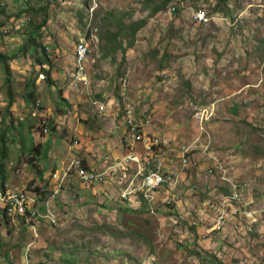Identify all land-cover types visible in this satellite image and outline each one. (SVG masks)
Here are the masks:
<instances>
[{"label": "rangeland", "instance_id": "obj_1", "mask_svg": "<svg viewBox=\"0 0 264 264\" xmlns=\"http://www.w3.org/2000/svg\"><path fill=\"white\" fill-rule=\"evenodd\" d=\"M199 8L208 25L192 21ZM141 20L133 38L128 26ZM83 37L91 45L89 83L76 87L74 51ZM0 54L9 68L0 63V127L12 128L0 186L38 197L40 212L14 217L0 206V264H264V213L256 226L246 214L231 218L219 231L229 227L224 240L208 231L228 190L210 176L214 158L244 181L251 208H263L264 0H0ZM45 56L50 65L38 62ZM129 106L138 124L150 121L146 134L173 138L168 165L179 161V144L200 139L178 189L133 209L120 202L111 176L86 188L67 169L72 181L62 187L61 150L78 139L70 124L100 147L105 134L126 145L121 116ZM216 109L226 115L214 116ZM102 154L114 166L117 159ZM207 199L211 222L199 213Z\"/></svg>", "mask_w": 264, "mask_h": 264}, {"label": "built area", "instance_id": "obj_2", "mask_svg": "<svg viewBox=\"0 0 264 264\" xmlns=\"http://www.w3.org/2000/svg\"><path fill=\"white\" fill-rule=\"evenodd\" d=\"M176 6L177 4L174 3L170 7V11L176 12ZM191 17L196 25H208L210 22V18L203 8L195 10ZM90 54L89 39L84 37L79 39L74 51L75 69L71 74V82L76 87L85 86L89 83L88 64ZM99 109L100 111H106L107 106L102 104ZM199 114L200 112L195 115L198 119H200ZM116 116L120 117L118 112ZM121 118L123 119L122 124L126 127V149L128 153L121 159L114 161V166H107L108 168L106 167L105 170L89 169L81 159H74L68 171L75 170L76 176L85 186L108 183V177L111 176L109 179L115 178L117 186L121 188L120 196L123 199L135 197L152 206L160 195L166 197L172 190L177 188L180 176L190 161L188 156L192 151L199 148L197 143L200 139L197 138L191 144H179L177 146L179 161L178 166L174 167L168 165L164 158L166 151L174 147V140L164 136L146 134L145 128L150 124V121L146 120L138 124L134 109L131 106L126 108ZM205 119L208 118L201 117L200 120L203 122ZM42 124H46V121L44 120ZM136 145H141L143 149L137 151ZM208 148L209 145L204 146V151L206 152ZM213 160L214 164L209 169L210 176L219 175L221 183L226 185L228 190L223 197V201H221V206L215 212L214 223L210 226L209 233L222 231L231 218L237 219L244 214L249 216L248 222L253 226L258 222L256 215L264 213V201L260 212L253 210L251 205L254 200L245 198L244 181L239 179L238 176L232 175L225 163L217 158ZM38 199V197L34 198L25 192H13L0 186V206L9 216H37L40 214ZM48 211L52 212L50 209ZM51 216L54 217L52 214ZM47 217H50V215ZM193 225L197 226L196 223H193Z\"/></svg>", "mask_w": 264, "mask_h": 264}, {"label": "crops", "instance_id": "obj_3", "mask_svg": "<svg viewBox=\"0 0 264 264\" xmlns=\"http://www.w3.org/2000/svg\"><path fill=\"white\" fill-rule=\"evenodd\" d=\"M221 108H223V107H221ZM213 115L221 118L223 115H226V114H225V112L220 113V111L216 109V111L213 112ZM213 115H212V117H213ZM70 127H71V134L74 131V137H77L78 139H77V142L75 144H73V145L72 144H67L65 142L66 147L65 148L63 147V149L61 150V152H62L60 154L61 155V161H60V164H59L60 169L58 171L56 170L57 171L56 176L58 177V176L61 175V178H63V180H62L63 181L62 187L65 186V183L67 181H72V175L65 176L64 173L67 171V169L69 170L68 167L70 166V164L73 161V159H74L75 156L76 157L82 156V158L84 159L83 160L84 163L85 164L87 163L86 165H88L90 167V169L105 170L106 167H107V165H108V161H104V158H105L104 156L105 155L103 156V154H102L103 152H106L107 151V153H109V155H110V157L112 159L122 158L123 156H125L128 153V151L126 149V145H122V143L119 144V142H114L113 139H110V137L107 134H105V136H98L99 137V143H102V144H100L101 145V147H100L98 145V142H96V140L92 141V136H83L84 131H82V129H79L80 125L78 126V125H76L74 123H71L70 124ZM11 130H12V128L10 126L9 127V130H8V137H10V134L11 133H9V131H11ZM125 133H126V128H125ZM29 136H30V142L31 143H34V144L39 139L38 136H37V134H35V133L29 134ZM164 137L171 138V136H169V137L168 136H164ZM171 139H173V138H171ZM7 142H8V144L10 143L9 140H8V138H7ZM135 147H136V150L137 151H140V150L143 149V147L141 145H136ZM37 149L38 148H34V150H37ZM103 149L105 151H103ZM71 156H72V158H71ZM68 161H70V163H67ZM169 162H170L169 164L171 166L177 167L176 164L178 165V161L177 160L171 159V161H169ZM257 171L259 173H262V171H264V166H259L257 168ZM62 175H64V176H62ZM212 178H214V177H212ZM95 186L96 187H101V185H97V184ZM95 186H92V187H95ZM87 187L89 188L91 186H86V188ZM115 188H116V191L120 195L121 188H119V186H115ZM177 189H178V186H177L176 190ZM65 191H67V190L61 189V191H60L61 194L63 193V195L60 196V197H62L63 201L67 197V195L65 194L66 193ZM116 191H114V192H116ZM173 191H175V190H172L170 192V194H172ZM60 192H58V194ZM117 192H116V195L115 196L120 197L117 194ZM93 193H96V190ZM170 194H168V195H170ZM224 195L225 194L220 195V199H219L220 202H221V198H223ZM166 199H167V196L163 198L160 195L158 197V199H157L156 202H159L160 201L161 203H163V202L166 201ZM168 199H169V197H168ZM120 202L124 203V205H126V204L129 205L133 209H139V207L141 208L144 204H146L145 201H142V200H140L138 198H135V197L134 198L133 197H129L126 200H121ZM207 204L208 205L210 204V201H208V199H207V201L204 200L202 202L203 207H200L199 208V213L202 214V219L207 217L206 218V221H208L210 219L209 222H211L213 220V218H212L213 215H209L208 214L209 209L207 208ZM211 208H212V206H210V209ZM177 210H178L179 214L181 215V217H183V214H182L183 213L182 212L183 209L180 208V205H179V207H177ZM196 211L197 210H195V213H197ZM209 213H211V212H209ZM203 215H205L206 217H204ZM260 217L258 218V222L260 220ZM258 222L255 224V226L258 224ZM228 228H226L223 232L214 231V232H211V234L212 233L216 234L215 236H217L216 237L217 238V241L219 239H223L224 240L230 234V230ZM211 236H214V235H211ZM210 239H212V237ZM208 240L209 239H205L204 241L207 242ZM213 244H216V241L215 240L212 243H210V246L209 247H212ZM211 249H213V248H211Z\"/></svg>", "mask_w": 264, "mask_h": 264}, {"label": "trees", "instance_id": "obj_4", "mask_svg": "<svg viewBox=\"0 0 264 264\" xmlns=\"http://www.w3.org/2000/svg\"><path fill=\"white\" fill-rule=\"evenodd\" d=\"M47 22H48L47 19H44L42 25H46ZM145 23H146L145 20H141V21H138V22H134L133 24H131V25L128 26V28L131 31V35H132L133 38L136 36L137 32L143 28V26L145 25ZM41 27L42 26H38V28H41ZM114 38L116 39V35H114ZM31 43H32V46L33 47H36V45H35V39H31ZM131 45H132V43H130V46ZM6 62H7V58L5 56H2L0 54V63H2L6 67L5 68V71L6 72H9V68L6 66ZM38 62L41 65H45V64L50 65V61L48 59V56H45V61H43L41 59H38ZM46 73H47V76L49 77L50 76V72L47 71ZM0 92H1V88H0ZM11 104H12V101H10L8 103V106L7 107L11 106ZM8 130H9V127H5V128H1L0 127V179H1L3 185H5V181H6L5 161L8 158V155H7L8 154V150H7ZM194 254L197 255V256H199V257L202 256L200 252L199 253L198 252H195Z\"/></svg>", "mask_w": 264, "mask_h": 264}]
</instances>
